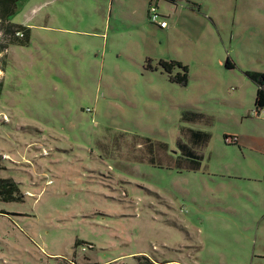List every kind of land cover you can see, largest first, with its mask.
Here are the masks:
<instances>
[{
  "label": "rangeland",
  "instance_id": "obj_1",
  "mask_svg": "<svg viewBox=\"0 0 264 264\" xmlns=\"http://www.w3.org/2000/svg\"><path fill=\"white\" fill-rule=\"evenodd\" d=\"M19 2L29 44L0 30V177L23 200L0 201V264H264V111L244 74L264 72V0H157L165 29L155 0Z\"/></svg>",
  "mask_w": 264,
  "mask_h": 264
},
{
  "label": "trees",
  "instance_id": "obj_2",
  "mask_svg": "<svg viewBox=\"0 0 264 264\" xmlns=\"http://www.w3.org/2000/svg\"><path fill=\"white\" fill-rule=\"evenodd\" d=\"M20 0H0V23H1V33L6 38L8 46H27L30 42L31 29L29 26L11 21V17L18 11V2ZM20 3V2H19ZM1 51V48H0ZM147 63V60H146ZM225 66L230 68L233 64L226 58ZM158 65L168 74L173 67H177L181 70L178 72L175 78L168 75L169 82H177L181 85L186 84L187 81V67L181 64L179 61H166L164 59L158 60ZM145 68H150L148 64H145ZM153 69V68H152ZM155 70V68L153 69ZM183 72V73H182ZM162 74V73H161ZM244 74L249 77L255 84H257V89L254 95V108L256 112L264 111V72L258 71H245ZM163 75V74H162ZM0 93H1V82H0ZM89 109V108H87ZM183 113V110L181 111ZM204 114L199 110L194 113L182 114V119L190 122L196 123L203 120ZM189 140H191L194 145L203 144L205 145L209 140V134L203 130L197 128H187L186 129ZM224 139L228 144L238 143V140L233 135H224ZM233 139V141H232ZM176 144L180 147L181 154H184L186 158L190 161V169L197 170L200 167L203 155L201 151L196 150V147H190L183 143L180 138H176ZM150 144H147V149H149ZM1 156V154H0ZM151 159V158H150ZM19 182L14 181L9 177H0V201H22L23 195L20 192ZM80 244L79 241H75L73 247L76 248ZM133 262L130 264H180L173 260H161L157 261L152 259L150 256L146 255H134L132 256ZM79 264H116L114 262L107 263H96V262H84ZM129 264V263H128Z\"/></svg>",
  "mask_w": 264,
  "mask_h": 264
},
{
  "label": "built area",
  "instance_id": "obj_3",
  "mask_svg": "<svg viewBox=\"0 0 264 264\" xmlns=\"http://www.w3.org/2000/svg\"><path fill=\"white\" fill-rule=\"evenodd\" d=\"M147 17L151 23L161 28L167 26L165 17L159 12L156 2H150L148 4Z\"/></svg>",
  "mask_w": 264,
  "mask_h": 264
},
{
  "label": "crops",
  "instance_id": "obj_4",
  "mask_svg": "<svg viewBox=\"0 0 264 264\" xmlns=\"http://www.w3.org/2000/svg\"><path fill=\"white\" fill-rule=\"evenodd\" d=\"M28 0H21V5H20V7L22 8L23 7V4H25L26 2H27ZM150 1H152V0H150ZM166 1H168V2H170V1H172V0H166ZM175 1V0H174ZM155 2L157 3V0H155ZM23 3V4H22ZM158 7V6H157ZM172 8V7H171ZM172 10L174 11L175 9L174 8H172ZM26 12H24V17H25V14ZM162 14V13H161ZM163 15V14H162ZM164 16V15H163ZM165 17V16H164ZM19 23V22H18ZM22 24H25V25H27V26H29V21L28 20H25V21H23V22H21ZM159 29H165V28H167L168 27V23H167V26L166 27H163V28H161V27H159L158 25H156ZM30 27V26H29ZM88 35H90V34H88ZM99 36V35H98ZM154 69V68H153ZM156 70V69H155ZM162 75V74H161ZM166 80H167V78H166ZM168 82H169V80H168ZM170 83V82H169ZM197 129H200V128H197ZM200 130H203V129H200ZM204 131V130H203Z\"/></svg>",
  "mask_w": 264,
  "mask_h": 264
}]
</instances>
